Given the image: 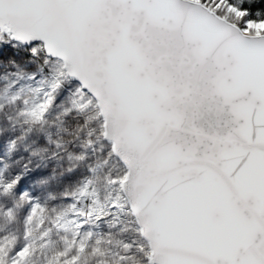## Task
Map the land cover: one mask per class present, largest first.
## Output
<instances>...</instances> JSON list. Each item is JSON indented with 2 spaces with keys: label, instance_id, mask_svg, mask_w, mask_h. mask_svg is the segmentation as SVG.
I'll return each mask as SVG.
<instances>
[{
  "label": "snow or ice",
  "instance_id": "obj_1",
  "mask_svg": "<svg viewBox=\"0 0 264 264\" xmlns=\"http://www.w3.org/2000/svg\"><path fill=\"white\" fill-rule=\"evenodd\" d=\"M0 264H264V0H0Z\"/></svg>",
  "mask_w": 264,
  "mask_h": 264
}]
</instances>
